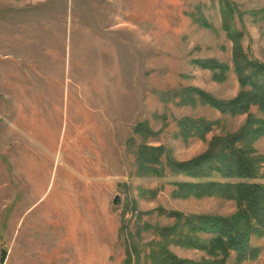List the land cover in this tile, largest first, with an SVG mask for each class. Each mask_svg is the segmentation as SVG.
I'll list each match as a JSON object with an SVG mask.
<instances>
[{"label":"rangeland","instance_id":"1","mask_svg":"<svg viewBox=\"0 0 264 264\" xmlns=\"http://www.w3.org/2000/svg\"><path fill=\"white\" fill-rule=\"evenodd\" d=\"M235 49L264 64V0H0V264H159L148 254L169 211L234 213L231 200L173 197L170 181L191 179L165 160L245 123L181 99L186 88L236 97ZM210 59L229 66L224 78L196 62ZM183 118L214 125L185 138ZM141 145L164 148L165 175H141ZM253 146L264 156V136ZM252 245L259 255L241 264H264V237Z\"/></svg>","mask_w":264,"mask_h":264},{"label":"trees","instance_id":"2","mask_svg":"<svg viewBox=\"0 0 264 264\" xmlns=\"http://www.w3.org/2000/svg\"><path fill=\"white\" fill-rule=\"evenodd\" d=\"M232 23L225 18L223 27L232 33ZM236 34V33H235ZM237 36V35H236ZM235 37V36H234ZM233 65L241 84L238 95L231 99H219L197 88H186L181 93L183 102L195 103L196 97L222 114L231 116L247 114L245 123L237 131L214 136L208 149L187 161L166 157L171 174L191 180L172 179L175 198L217 197L231 200L236 210L230 215L185 214L172 210L170 225L157 227L159 237L148 258L159 264H228L235 253V262L255 259L260 249L252 245L254 237H264V184L253 182L260 178L264 156L255 154V141L264 136V116L252 112L253 107L264 115V64L247 60L234 50ZM201 68L218 70L224 78L229 66L216 60H196ZM182 102V103H183ZM183 137H204L212 130L214 122L207 119L183 118L179 121ZM138 128L143 129L144 126ZM137 128V129H138ZM139 129V130H140ZM151 130L147 129L146 133ZM163 147L141 145L137 162L141 175H165ZM170 245L204 252L207 258L193 260L180 258ZM5 253L1 258V263Z\"/></svg>","mask_w":264,"mask_h":264}]
</instances>
